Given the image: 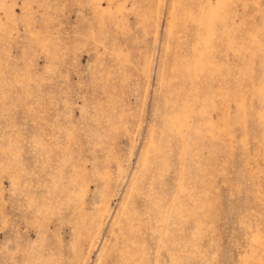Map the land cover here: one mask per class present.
<instances>
[{
	"label": "rangeland",
	"instance_id": "obj_1",
	"mask_svg": "<svg viewBox=\"0 0 264 264\" xmlns=\"http://www.w3.org/2000/svg\"><path fill=\"white\" fill-rule=\"evenodd\" d=\"M0 264H264V0H0Z\"/></svg>",
	"mask_w": 264,
	"mask_h": 264
}]
</instances>
